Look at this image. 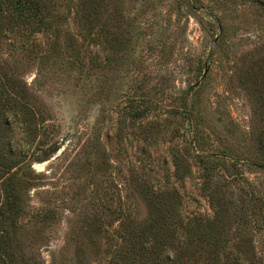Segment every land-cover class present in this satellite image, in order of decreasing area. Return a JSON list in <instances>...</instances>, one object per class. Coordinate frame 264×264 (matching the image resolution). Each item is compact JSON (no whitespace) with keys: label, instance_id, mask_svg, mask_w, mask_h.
<instances>
[{"label":"rangeland","instance_id":"374dc122","mask_svg":"<svg viewBox=\"0 0 264 264\" xmlns=\"http://www.w3.org/2000/svg\"><path fill=\"white\" fill-rule=\"evenodd\" d=\"M32 1L39 16L25 21L0 0V83L25 80L44 122L33 141L15 128L4 145L29 155L58 148L34 163L40 179L19 233L26 257L109 264L129 248L130 227L156 218L147 190L171 192L181 205L166 220L169 247L145 237L133 264H208L214 252L229 264L244 238L264 250V231L230 217L216 231L219 248L193 240L177 262H164L182 238L190 242L183 228L214 221L195 140L219 157L212 187L226 202L247 190L264 204V167L254 165L264 166V151L252 133L261 125L264 8L256 0ZM179 158L193 164L183 181ZM49 212L55 219L45 221Z\"/></svg>","mask_w":264,"mask_h":264},{"label":"trees","instance_id":"16d2710c","mask_svg":"<svg viewBox=\"0 0 264 264\" xmlns=\"http://www.w3.org/2000/svg\"><path fill=\"white\" fill-rule=\"evenodd\" d=\"M256 2L264 8V0H256ZM8 3L14 7L17 16L25 21H32L39 16L32 0H8ZM53 55H57L55 49H52L45 58ZM259 91L261 96L256 98L255 107L259 112L261 125L259 128H253L252 133L257 138V143L260 146L259 151H264V90L259 89ZM33 98L30 86L25 80L11 78L0 83V264H38L35 257H26L19 233L22 228L21 222L28 214L30 192L37 186L40 179L34 168V163L48 160L50 155L57 152L58 148L50 146L42 155L34 153L29 155L26 151L19 152L17 149L7 148L4 145L5 139L9 140L10 136L15 134V128L20 129L21 134H24L29 142L40 134L44 122L43 119L40 122L37 118V113L31 104ZM147 110L138 112L136 117L144 118ZM186 117L192 126L191 117ZM192 149L196 158L194 165L203 173V191L205 193L210 191L207 195L215 210L214 221L211 225H205L199 221L183 228L186 230V237L190 242L188 243L186 240L185 243L182 238L178 244L179 247L172 248L176 252L167 254L164 262H177L182 257L177 252L182 254L186 249V253H188L193 248V240L201 241V244L206 242L208 246L219 248L221 240L216 231L219 230V223L225 224L230 217H235V221L240 225L246 227L251 225L256 231H264V204L261 199L254 196L253 192L242 190L238 202H226L223 196L212 187L219 157L209 154L199 147L196 140ZM180 160L179 158L174 161L175 177L183 181L191 175L193 164L187 160L185 164L181 165L182 161ZM254 165L259 168L264 167L262 164ZM146 197L154 209L156 218L147 227H137L138 229L130 227L129 248L115 250L109 264H133L137 253L139 255L146 252L145 237H153L157 249L163 250L164 246L169 247L167 239L170 232L172 235V231L169 230V223L166 224V220L173 214L179 213L181 205L179 196L166 191L154 193L147 190ZM54 219L53 212L44 216L45 221ZM260 246L262 247L253 238L239 239L235 245L234 258L229 264H264V250ZM211 256L208 264H219V257L215 255V252Z\"/></svg>","mask_w":264,"mask_h":264}]
</instances>
